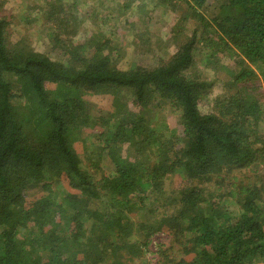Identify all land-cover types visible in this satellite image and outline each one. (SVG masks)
<instances>
[{
	"label": "trees",
	"instance_id": "16d2710c",
	"mask_svg": "<svg viewBox=\"0 0 264 264\" xmlns=\"http://www.w3.org/2000/svg\"><path fill=\"white\" fill-rule=\"evenodd\" d=\"M120 1L136 55H155L160 34L132 18L158 6L167 23L184 6L165 27L168 59L120 67L118 29L102 27L121 9L94 10L98 31L76 43L77 0H46L59 59L14 43L0 16V264H130L151 250L169 264L264 263V0ZM205 51L230 77L209 105L215 83L191 74ZM100 95L110 112L88 101Z\"/></svg>",
	"mask_w": 264,
	"mask_h": 264
},
{
	"label": "rangeland",
	"instance_id": "374dc122",
	"mask_svg": "<svg viewBox=\"0 0 264 264\" xmlns=\"http://www.w3.org/2000/svg\"><path fill=\"white\" fill-rule=\"evenodd\" d=\"M71 2V0H68ZM5 2L4 0H0V4ZM46 0H6L4 7H0V13L2 17H6L9 20H12L10 32L12 34V41L14 43H18L20 41H25L24 43L27 46H30L34 48L37 51L40 52H48L54 59H59L60 57L56 54V51L51 52V44H50V39L48 35V29H47V23L44 22V19H46V12L43 8V6L46 5L44 4ZM78 5H79V10L76 11L77 18L81 21H84L82 26L84 27V31L80 32L76 37H75V42L76 43H83L89 36H91L94 33L98 31V24L97 20L94 22V19L96 18V14L94 10H99V11H105L107 12L108 10H113L115 12V16L118 15L117 10L121 9L119 7L118 3H120V0H77ZM149 10L154 9V4L152 3L151 0H149ZM139 3V2H138ZM121 16L122 20L114 21V27L113 29H110L108 25L103 26V31L106 34H110L112 30H114L113 33H115L118 29V33L113 37L115 40V43L120 44L123 46V49L127 51V54L121 58L120 61V67L128 69L132 62L136 64H140L142 66H154L157 64L158 59H168L175 51H176V46L169 43L168 39V30H166V24H170L171 22H175L176 16H179V18H182L185 16L187 11L184 9V6H181L180 9H178L177 14H172L168 16V21L167 23L162 21L161 19V9L157 6H155V11H150V13L147 15V18L141 19L140 21L137 20L134 17L132 18L135 20V30L136 29H145V27L149 26L150 33L152 32V35L160 34L158 37H154L152 39V43H157L158 47H154L155 50V55L154 54H149V52H141L140 54L136 55L134 53V43H133V34L134 32L132 30L127 31L128 29L125 28L124 25V20L129 16V13L123 14V11L121 9ZM132 12V11H131ZM130 12V13H131ZM213 12V11H212ZM117 13V14H116ZM134 11L132 12V14ZM148 13V12H147ZM95 14V16H94ZM120 16V17H121ZM212 17V16H209ZM179 20V19H178ZM147 22V23H146ZM101 24V23H100ZM104 25V24H103ZM110 29V30H109ZM126 29V30H125ZM187 31V30H186ZM190 33V31L188 32ZM191 34H188L187 36H190ZM136 38V37H135ZM138 39V38H137ZM138 41V40H137ZM144 46V45H141ZM140 46V47H141ZM153 46V45H152ZM148 51L147 49H145ZM211 57L208 52L205 51L201 55H198L197 57V62L192 69L191 74H204L203 78H207L209 81H213L215 83V86L212 90V95L210 98L206 100V103L209 105V103H212V100H214L216 97L221 96L224 94V84L230 79L229 77V72L226 69H223L224 64H220V68L218 69L216 64L220 63V60H214L216 64H210V61H208V58ZM207 61H204L206 60ZM159 59V61H160ZM214 68V69H213ZM257 68V67H255ZM218 69V70H216ZM259 76L262 79V73L259 72ZM263 92H264V84H263ZM210 99V101H209ZM91 103L94 105L98 106L100 109L105 110L106 112H110L113 109V97L111 95H100L96 97H92V99H88ZM263 103H264V97H263ZM208 105L203 106L202 110L204 112L209 111ZM211 106V105H210ZM161 119L165 117L166 122L170 125V127L175 131L178 129V118L177 116H172L169 114V109L164 110L163 112H159ZM93 131L92 130H85L84 131V136H92ZM178 134V133H177ZM182 147L183 144L179 145ZM75 147L77 152L82 155V158L85 159V154H84V149L81 141H77L75 143ZM107 163V162H106ZM107 165V166H106ZM105 170L106 173H111L113 170V167L109 164V162L106 164ZM242 177V176H241ZM242 179H244L242 177ZM179 182V180H177ZM168 187H176L173 186L172 183L169 184L167 182ZM37 192V191H35ZM33 192V193H35ZM32 195V194H31ZM170 237V236H169ZM156 238V237H155ZM165 238H162L161 243L165 244L164 248H168L169 250L172 249L174 250L176 248V245H174L173 248H171V245H168L169 242L171 241V238H168L166 242L164 241ZM160 243V244H161ZM163 248V249H164ZM146 258L145 261L143 259H138L130 264H159V261H162V263L167 264L170 263V259H163L160 256H158L155 252L151 250V252L147 253L146 252ZM161 263V264H162ZM257 264H262L257 263Z\"/></svg>",
	"mask_w": 264,
	"mask_h": 264
},
{
	"label": "built area",
	"instance_id": "2783aa9c",
	"mask_svg": "<svg viewBox=\"0 0 264 264\" xmlns=\"http://www.w3.org/2000/svg\"><path fill=\"white\" fill-rule=\"evenodd\" d=\"M262 264H264V263H262Z\"/></svg>",
	"mask_w": 264,
	"mask_h": 264
}]
</instances>
